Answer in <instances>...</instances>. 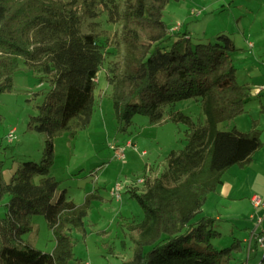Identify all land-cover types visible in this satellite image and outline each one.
I'll list each match as a JSON object with an SVG mask.
<instances>
[{"label":"trees","instance_id":"obj_1","mask_svg":"<svg viewBox=\"0 0 264 264\" xmlns=\"http://www.w3.org/2000/svg\"><path fill=\"white\" fill-rule=\"evenodd\" d=\"M168 1L0 0V93L11 90L20 59L39 82L50 83L29 121V127L47 135L43 159L23 162L8 182L0 174V200L7 196L0 217V264L77 260L70 231L84 230L92 199L100 196L87 194L75 204L62 193L53 201L59 182L50 175L52 140L64 133L72 139L91 121L97 73L108 51L100 36L85 32L83 25L97 17L100 5L107 20L116 14L121 26L122 60L106 71L117 128L124 130L136 113L150 123L186 126L185 146L168 153L165 169L144 175L141 189H126L143 217L129 227L132 255L122 264H231L242 252L237 239L215 248L212 241L221 237L215 219L197 215L223 175L232 166L247 167L264 145L257 120L248 131L218 129L245 112L252 89L237 81L231 40L221 35L222 43L192 44L187 32L170 30L163 21ZM172 35L176 39L166 49L163 43ZM188 98L198 99L202 121L171 108ZM34 214L45 217L54 238L51 252L22 239L32 229Z\"/></svg>","mask_w":264,"mask_h":264},{"label":"rangeland","instance_id":"obj_2","mask_svg":"<svg viewBox=\"0 0 264 264\" xmlns=\"http://www.w3.org/2000/svg\"><path fill=\"white\" fill-rule=\"evenodd\" d=\"M114 2L122 5V0ZM103 9L100 5L97 17L83 25L85 32L93 30L100 36L108 51L97 73L91 121L72 139L64 133L52 140L50 175L59 182L53 201L62 193L75 204L82 203L87 194L100 196L92 199L84 218V230L70 231L73 253L77 258L70 264H122L131 257L133 244L129 227L142 219L143 211L126 192V185L144 176L147 167L154 175L161 173L168 153L182 150L186 143L183 123L169 120L150 123L146 115L139 113L132 116L124 130L117 128L106 71L108 66L120 64L124 49L118 16L114 14L115 20L109 21ZM162 19L170 30L179 25L176 31L187 32L192 44L222 43L218 37H228L235 48L232 59L237 81L251 86L252 92L256 86L264 85V0H169ZM175 39L176 36L172 35L163 46L169 49ZM49 88L50 83L46 80L39 82L37 74L20 59L11 90L0 93V174L6 182L23 162L43 159L47 135L29 127V121L37 115ZM259 94L253 92L245 105V112L219 123L218 129L228 131L235 127L248 131L252 121L257 120L264 141V90ZM171 108L194 121L204 118L196 98L178 101ZM11 129H14V137L8 141L6 135ZM128 141L132 143L130 146H126ZM112 146L124 148L122 159L115 156ZM225 179L238 185L245 184V199L241 204L245 207V217L249 214L254 217L251 222H245V233H248L246 226L264 216V207L255 209L250 201L254 195L264 201V147L247 167L232 166ZM116 185L122 187L119 199L110 194ZM213 197L205 205L206 211L215 208L223 212L224 206L230 205L228 200L216 203ZM6 203L7 196H4L0 200V217L6 213ZM31 222V231L22 235V239L36 249L51 252L54 238L44 215L34 214ZM229 227L214 220V228L221 232V237L212 241L215 248L227 247L238 238L231 234ZM197 249L201 250L202 245ZM249 258L248 264L264 262L259 250L253 251Z\"/></svg>","mask_w":264,"mask_h":264},{"label":"crops","instance_id":"obj_3","mask_svg":"<svg viewBox=\"0 0 264 264\" xmlns=\"http://www.w3.org/2000/svg\"><path fill=\"white\" fill-rule=\"evenodd\" d=\"M258 151H256L253 154L252 162H253L255 154ZM231 168L229 170H231ZM228 171L223 175L222 184L217 188V190L214 193L209 194L205 204L201 207L200 212L197 215V217H200V216L214 217V219L220 224L230 226L229 231L231 232V234L237 235L238 238L236 239L241 242L242 247H243L242 252L236 254L235 259L232 262H237V264H242L243 262H245L246 260L245 256L247 254H248V261H249L250 259L249 255L253 251L257 250L256 242H255V235L258 233H264V225L261 226L263 221L259 225H257L255 222L252 224L253 226L252 225H250L249 227L246 226V229H249V230H248V233H245V222H249V221L251 222L252 220H254V217L252 214H249L247 217H245V207L244 205L241 204L245 199V184L240 183V185H238L236 182H231L228 179L226 180L225 175L228 173ZM230 177H233V176L230 175ZM212 196H214L213 200L214 201L216 200V203L220 200H228L230 201L229 203L230 205H228L227 207L224 206L225 211L223 212H219L215 208H213V210L206 211L205 205L211 202ZM262 207H264V205ZM207 213H210V214H207ZM250 227H253V228L251 229ZM235 231L236 233H234ZM254 264H259V262L258 263L256 262ZM260 264H264V262L263 263L261 262Z\"/></svg>","mask_w":264,"mask_h":264},{"label":"built area","instance_id":"obj_4","mask_svg":"<svg viewBox=\"0 0 264 264\" xmlns=\"http://www.w3.org/2000/svg\"><path fill=\"white\" fill-rule=\"evenodd\" d=\"M178 29H179V25L174 27L173 31L174 30L176 31ZM187 36H189V35H187ZM263 89H264V85L256 86L254 89V93L258 94ZM13 137H14V129H11L9 131V133L6 135V138L8 141H11L13 139ZM131 144L132 143L128 141L126 143V146H130ZM112 147L114 149L115 156L118 159H122L124 157V153H123L124 148L119 147V146H112ZM145 175L154 176V172L151 170L150 167H147V169L145 171ZM144 181H145V178H144V176H142V177L138 178L136 181H131L128 185H126V187H131V188H138L139 186L144 187ZM121 188L122 187L120 185H116L115 188L110 191L111 196L115 197L116 199H119ZM250 201H251L252 206L255 209L262 207L264 205V201L259 196H256V195L252 196ZM262 221H263V217H258L255 220L257 225H259ZM255 242H256L257 250L261 251V261H262V260H264V233L256 234L255 235ZM242 264H248V254L246 255L245 262H243Z\"/></svg>","mask_w":264,"mask_h":264}]
</instances>
